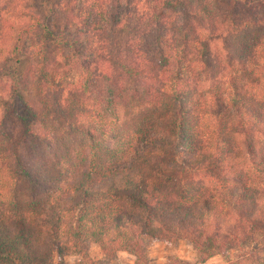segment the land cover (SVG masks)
Returning a JSON list of instances; mask_svg holds the SVG:
<instances>
[{"label": "trees", "instance_id": "1", "mask_svg": "<svg viewBox=\"0 0 264 264\" xmlns=\"http://www.w3.org/2000/svg\"><path fill=\"white\" fill-rule=\"evenodd\" d=\"M186 2L178 21L181 0H73L80 51L64 45L78 83L28 103L16 82L3 90L0 264H64L87 245L147 264L145 240L176 239L195 264L214 249L224 264H264L245 241L264 226V0ZM31 9L0 0V62L34 49L47 77L43 36L29 37L48 28ZM110 30L132 32L117 52Z\"/></svg>", "mask_w": 264, "mask_h": 264}, {"label": "rangeland", "instance_id": "2", "mask_svg": "<svg viewBox=\"0 0 264 264\" xmlns=\"http://www.w3.org/2000/svg\"><path fill=\"white\" fill-rule=\"evenodd\" d=\"M123 1V0H120ZM144 1V0H140ZM194 0H191V2ZM32 6L31 13L39 16L41 24L48 28V32L43 34L34 33L31 34L30 44L39 43L40 39L41 46H45L46 50V62L48 64L47 77L43 76L44 71L41 68L37 69L39 59L35 55V50H27L23 55H14L12 60L7 62H0V115L2 109L5 106V94L3 90H6L9 85H13L16 82L17 93L25 100V102H32L36 100L37 89H54L61 88L68 85H75L80 80L79 70L77 64L74 61L73 54L69 52V49H65L64 42H68L71 50H75L76 53L80 51V48L74 42L81 41L75 34L73 26L68 23V13H75L79 8V4L72 3L73 0H27ZM137 2L140 7L141 2ZM73 4V6H72ZM84 5L85 2L83 3ZM181 5L174 8V15L178 18V21L183 19L184 9L187 8L188 2L181 0ZM156 5V4H155ZM160 6V3L157 4ZM159 8V7H158ZM218 13H223V4H217L216 7ZM141 11V9H140ZM186 17V16H185ZM184 17V18H185ZM197 24H200V20L197 18ZM134 24V22H133ZM132 27L133 25H129ZM117 30V29H116ZM4 29L0 27V34H3ZM110 30L108 35L111 43L114 44V52H117V47L120 44L119 40H124L127 36L132 35V32L125 33ZM215 49L221 52L223 56L226 55L222 52L227 50V43L224 40H215ZM120 51V50H119ZM49 59V61H47ZM179 64L170 59V68L168 72L172 71L173 76L183 77L186 74L184 67L178 69ZM6 86V87H5ZM47 93L46 91H44ZM14 107L17 110V114L20 111V104L17 100L14 101ZM246 242L250 243L249 255L259 256L264 254V226H256L254 230L248 231L245 236ZM145 256L147 264H195L199 262L202 257L196 252L192 244L189 242L176 239L170 242L160 240H145ZM256 245V251L252 248ZM234 247V246H232ZM85 257L79 256L74 250L68 249L65 251L63 257L64 264H136L134 257L126 252L119 253L115 258H106L99 252L98 248L93 245L85 246ZM212 254L208 259L204 260L201 264H224L221 259L216 255L218 249L210 250ZM234 258V257H233ZM237 258V257H235ZM247 258V256H246ZM245 258V259H246ZM239 259V258H238ZM57 261V257H53V262Z\"/></svg>", "mask_w": 264, "mask_h": 264}]
</instances>
